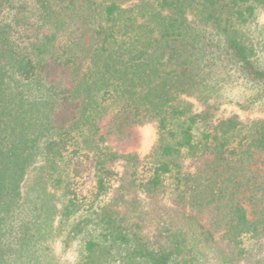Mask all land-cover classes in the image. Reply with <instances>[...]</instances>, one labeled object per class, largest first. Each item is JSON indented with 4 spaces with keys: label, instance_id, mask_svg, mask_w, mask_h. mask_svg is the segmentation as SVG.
Masks as SVG:
<instances>
[{
    "label": "trees",
    "instance_id": "16d2710c",
    "mask_svg": "<svg viewBox=\"0 0 264 264\" xmlns=\"http://www.w3.org/2000/svg\"><path fill=\"white\" fill-rule=\"evenodd\" d=\"M228 106L264 110V0H0V264H264Z\"/></svg>",
    "mask_w": 264,
    "mask_h": 264
},
{
    "label": "rangeland",
    "instance_id": "374dc122",
    "mask_svg": "<svg viewBox=\"0 0 264 264\" xmlns=\"http://www.w3.org/2000/svg\"><path fill=\"white\" fill-rule=\"evenodd\" d=\"M226 116L237 115V117L245 123H250L254 120L264 119V110L261 111H248L241 109L240 107H225ZM221 111H215V114H219ZM156 135L155 128L153 126H146L140 130V149L144 153H148L154 144Z\"/></svg>",
    "mask_w": 264,
    "mask_h": 264
}]
</instances>
